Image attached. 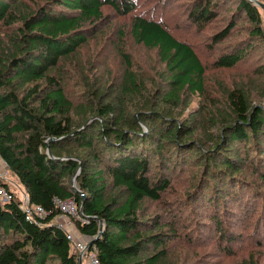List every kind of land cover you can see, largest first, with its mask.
Instances as JSON below:
<instances>
[{"label":"trees","instance_id":"trees-1","mask_svg":"<svg viewBox=\"0 0 264 264\" xmlns=\"http://www.w3.org/2000/svg\"><path fill=\"white\" fill-rule=\"evenodd\" d=\"M258 3L0 0V264H264Z\"/></svg>","mask_w":264,"mask_h":264},{"label":"built area","instance_id":"built-area-1","mask_svg":"<svg viewBox=\"0 0 264 264\" xmlns=\"http://www.w3.org/2000/svg\"><path fill=\"white\" fill-rule=\"evenodd\" d=\"M13 198V194L7 190L5 187L0 186V200L1 202L10 201ZM55 206L57 209L61 211V214L68 215L69 217H73L78 222L81 223H89V218L83 213L81 208L78 206L77 202L74 198L69 199H55ZM24 208L27 212V217L31 219V216L36 213L38 217L45 218V216L49 213V211L45 210L43 207L36 205L31 207L29 203L28 197L24 199ZM62 215V216H63ZM63 227L65 226L63 223L61 224ZM71 237L75 240L73 234L70 233ZM75 246L80 251L81 255L86 252L89 247L88 241H74ZM91 264H100L99 260L96 257V250L92 251L89 257Z\"/></svg>","mask_w":264,"mask_h":264},{"label":"rangeland","instance_id":"rangeland-1","mask_svg":"<svg viewBox=\"0 0 264 264\" xmlns=\"http://www.w3.org/2000/svg\"><path fill=\"white\" fill-rule=\"evenodd\" d=\"M263 16H264V11H263ZM101 73H104V69L102 68L101 69ZM0 161H1V158H0ZM5 162H0V175L4 178H9L10 179V188L13 190V191H15L18 195H21V191H20V189H19V187L18 186H16V184L13 182V180L15 181V177L11 174V173H9V171H5ZM3 173V174H2ZM63 214H61L58 218H57V222L61 225L62 223L65 225L64 226V228L66 229V230H68V232L69 233H72L69 229H68V227H71L72 228V230L75 232H78L77 230H76V220L75 219H73V217H69L68 215H63ZM72 236H74L75 237V241H86L85 239H83V238H81V237H76L75 235H72ZM83 257L85 256V252L83 253V255H82ZM84 264H90V260H89V258H85V261H84Z\"/></svg>","mask_w":264,"mask_h":264},{"label":"crops","instance_id":"crops-1","mask_svg":"<svg viewBox=\"0 0 264 264\" xmlns=\"http://www.w3.org/2000/svg\"><path fill=\"white\" fill-rule=\"evenodd\" d=\"M0 162H4V161L1 159ZM3 164H4V163H3ZM5 164H6V163H5ZM5 164H4V165H5ZM5 171H9V169H8V165H7V164L5 165ZM2 174H3V173H2ZM68 229H69V230L72 232V234L75 235L77 238H78V237H81V238L85 239L86 241L89 240V238L83 236L81 233L76 232V231L74 232V231L72 230L71 227H68Z\"/></svg>","mask_w":264,"mask_h":264},{"label":"water","instance_id":"water-1","mask_svg":"<svg viewBox=\"0 0 264 264\" xmlns=\"http://www.w3.org/2000/svg\"><path fill=\"white\" fill-rule=\"evenodd\" d=\"M263 9H264V3H258ZM51 140H54V138H51ZM76 186V183L74 184ZM82 210V208H81ZM102 230H103V222L101 221V225H100V231H99V234L97 237H95V239L99 238L101 233H102ZM79 264H83V256L80 255V261H79Z\"/></svg>","mask_w":264,"mask_h":264},{"label":"bare ground","instance_id":"bare-ground-1","mask_svg":"<svg viewBox=\"0 0 264 264\" xmlns=\"http://www.w3.org/2000/svg\"><path fill=\"white\" fill-rule=\"evenodd\" d=\"M259 5V4H258Z\"/></svg>","mask_w":264,"mask_h":264}]
</instances>
